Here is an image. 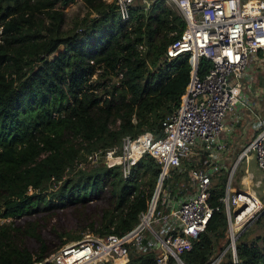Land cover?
Wrapping results in <instances>:
<instances>
[{
	"label": "trees",
	"instance_id": "1",
	"mask_svg": "<svg viewBox=\"0 0 264 264\" xmlns=\"http://www.w3.org/2000/svg\"><path fill=\"white\" fill-rule=\"evenodd\" d=\"M81 1L86 13L67 29L75 0H0V220L9 219L0 223V264L42 261L84 235L132 231L161 165L145 156L123 179L120 167L91 166L86 156L125 137L159 136L190 82L188 56L166 57L185 22L165 0L147 11L135 3L128 21L114 1ZM209 68L201 59L199 75ZM228 243L225 213L214 212L180 258L208 264ZM235 246L236 264H264V232L239 235ZM127 264H155L154 251L131 252ZM220 264L235 263L226 253Z\"/></svg>",
	"mask_w": 264,
	"mask_h": 264
},
{
	"label": "built area",
	"instance_id": "2",
	"mask_svg": "<svg viewBox=\"0 0 264 264\" xmlns=\"http://www.w3.org/2000/svg\"><path fill=\"white\" fill-rule=\"evenodd\" d=\"M122 21H128L138 0H113ZM156 0L142 7L147 11ZM185 22L181 34L166 48V57L188 56L191 78L178 108L161 121V133L144 132L125 137L120 147L89 153L86 162L106 169L120 167L123 179L142 158L149 156L161 165L162 181L135 228L123 236L84 235L81 240L59 248L51 257L32 264H127L131 252L153 250L155 264H184L180 256L191 250L205 232L214 212L224 211L229 243L208 264H220L226 253L238 263L234 225L246 218L243 228L260 214L262 203L253 196L233 192L228 186L219 205L210 202L213 170L205 164L216 163L226 150L220 141L226 118L248 104L244 92L248 72L256 62H264V0H165ZM210 63L199 75V63ZM250 86V85H249ZM248 86V88H249ZM251 90V89H249ZM260 132L247 146L240 161L254 154L257 170L264 178V118L258 121ZM205 154L202 165L194 164ZM189 169V189L184 184L163 186L168 170L177 175ZM31 193V190H30Z\"/></svg>",
	"mask_w": 264,
	"mask_h": 264
},
{
	"label": "rangeland",
	"instance_id": "3",
	"mask_svg": "<svg viewBox=\"0 0 264 264\" xmlns=\"http://www.w3.org/2000/svg\"><path fill=\"white\" fill-rule=\"evenodd\" d=\"M147 1L148 0H138L136 2V5L139 7L145 6V3ZM105 2L110 4L113 2V0H105ZM150 2H151V0H150ZM165 3L171 9L173 8V6L170 2H165ZM85 13H86V9L84 8L82 1L81 0H75V3H73L72 5H70L69 7H67L65 9L66 22H65L64 28H67V29L71 28L73 26L74 20H76L77 18L78 19L83 18ZM262 54H264V52H262ZM248 73H249L248 76L250 79H248L246 82L247 84H246V87H244V92L249 97L248 101H247L249 106H251L249 108H251L254 111L258 110V111H256V112H258V114H260V113L263 114L264 113V62L254 63L251 66ZM248 86H249V88H248ZM249 89H251V90H249ZM255 107H257V109ZM255 137L252 139V141L255 139ZM250 143L247 146H249ZM199 160H200V157L197 156L195 158V160H193L194 164L199 165L200 164ZM248 160H249L250 166H252V168H253V171L255 170V168L257 170L256 159H255L254 154H250ZM236 161H238V158ZM238 163H239V161H238ZM233 164H232V166L228 167V171H230L232 169ZM244 168H245V165L240 164L237 167V169L235 170L233 180H232V184H231V188L234 187L235 182L237 180H238V185H239L238 189L244 188V185L242 184L243 177L245 175ZM185 169H186V172L183 175H177V174H175L174 171L168 170V178L164 179V181H166L170 185H176V186L184 184V186H186L187 189H189V186H190V180H189V176H188L189 169L187 168V166H185ZM228 171H222V172L220 170L217 171L216 176H214L212 178L211 187L212 188L215 187L216 190H220V188H222V186H223V184H222L223 180L222 179L224 177V174L226 175L227 178L229 176ZM257 173H260V172L257 170ZM162 175H163V170L159 176L155 191H156L158 185L162 181ZM226 181H227V179H226ZM220 183H221V185H220ZM250 189L253 192H255L261 200V203H262L261 212L254 219L249 220V222L243 228H240L239 230H235V233H234L235 235L236 234H240V235L243 234L244 238L249 239V240L254 239L255 237L263 234V232H264V220L261 219V217H262L261 215L264 212V188H260L261 191L258 190L257 188L254 187V181H253V182H251ZM225 190H226V184H225ZM225 190H224V192H225ZM155 191H154V193H155ZM8 221H9V219H6V220L1 219L0 223L8 222ZM220 253L221 252H218L216 256L220 255Z\"/></svg>",
	"mask_w": 264,
	"mask_h": 264
},
{
	"label": "crops",
	"instance_id": "4",
	"mask_svg": "<svg viewBox=\"0 0 264 264\" xmlns=\"http://www.w3.org/2000/svg\"><path fill=\"white\" fill-rule=\"evenodd\" d=\"M249 104H247L244 108L237 109L235 113L230 114L226 118V124L225 129L221 135V142L225 145L226 150L221 155L219 160L216 163L211 164H205L207 169L213 170L215 166V176L217 171H228V167H233L229 172L228 178L224 174V177H226V190L227 187L232 184L233 176L235 173V170L240 164H244V177L242 184L244 185L243 189H238V180L235 182L234 187L231 188L233 192H240L241 194H250L253 196L254 192L250 189L251 182L254 181V184L262 178V175L260 173H257V170L255 168V172L253 171L252 166H250L249 163V155L247 162H241L240 156L245 149V147L252 141V139L260 132V127L258 125V121L260 118H264L263 114H258V110H252L249 108ZM257 109V107H255ZM252 154V153H251ZM205 154L201 156L200 158V165L201 161L204 160ZM238 158V161H236ZM203 162V161H202ZM226 173V172H225ZM223 177V178H224ZM264 188V178L263 181H261V186L258 188ZM225 190V188H224ZM225 190V191H226ZM261 191V190H260ZM263 192V191H262ZM225 194V192H224ZM244 223L238 222L236 225H234L235 230H239Z\"/></svg>",
	"mask_w": 264,
	"mask_h": 264
},
{
	"label": "bare ground",
	"instance_id": "5",
	"mask_svg": "<svg viewBox=\"0 0 264 264\" xmlns=\"http://www.w3.org/2000/svg\"><path fill=\"white\" fill-rule=\"evenodd\" d=\"M246 195H249V196H252V195H250V194H246ZM242 220L240 221L241 223H244L246 220V218H241ZM245 220V221H244Z\"/></svg>",
	"mask_w": 264,
	"mask_h": 264
},
{
	"label": "water",
	"instance_id": "6",
	"mask_svg": "<svg viewBox=\"0 0 264 264\" xmlns=\"http://www.w3.org/2000/svg\"><path fill=\"white\" fill-rule=\"evenodd\" d=\"M227 232H229V230H227ZM235 242V241H234Z\"/></svg>",
	"mask_w": 264,
	"mask_h": 264
}]
</instances>
